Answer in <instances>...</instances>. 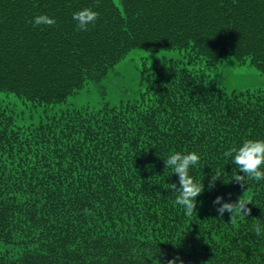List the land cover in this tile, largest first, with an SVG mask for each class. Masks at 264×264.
<instances>
[{
    "label": "trees",
    "instance_id": "16d2710c",
    "mask_svg": "<svg viewBox=\"0 0 264 264\" xmlns=\"http://www.w3.org/2000/svg\"><path fill=\"white\" fill-rule=\"evenodd\" d=\"M84 8L99 14L87 31L72 18ZM135 48L180 51L190 67L154 61L133 99L27 128L0 108V264H264V180L242 188L226 156L264 139V87L228 91L209 73L232 58L264 74V0H0V91L34 106L66 101ZM192 151L204 191L186 215L164 160ZM243 194L251 213L235 222L198 211Z\"/></svg>",
    "mask_w": 264,
    "mask_h": 264
},
{
    "label": "rangeland",
    "instance_id": "374dc122",
    "mask_svg": "<svg viewBox=\"0 0 264 264\" xmlns=\"http://www.w3.org/2000/svg\"><path fill=\"white\" fill-rule=\"evenodd\" d=\"M178 59L186 62L190 67L186 57L179 51L161 50L156 53L145 51L143 49H132L123 59H121L108 75L97 82L86 84L76 94L69 96L66 101L46 106H34L32 103L15 96L11 92L0 91V108L4 107L14 114L16 126L22 128L37 124L47 115L61 109L74 107H88L96 109L104 103L110 105L125 102L139 95L144 90V84L141 83V70L143 66L151 65L156 62H165L164 60ZM209 73L216 81L231 90H250L255 91L264 87V74L257 68L248 64H238L232 58L224 59L214 68L209 69ZM230 202H233L231 199ZM225 203L221 201L220 205L213 202H203L199 205L198 211H209L217 213L218 208Z\"/></svg>",
    "mask_w": 264,
    "mask_h": 264
},
{
    "label": "clouds",
    "instance_id": "9594fccd",
    "mask_svg": "<svg viewBox=\"0 0 264 264\" xmlns=\"http://www.w3.org/2000/svg\"><path fill=\"white\" fill-rule=\"evenodd\" d=\"M98 13L92 8H84L73 13V20L77 22V30L87 31L89 24H94L98 18ZM56 21L49 18L47 15H38L35 17L34 25H54ZM226 156L231 157L239 172L234 174L233 179L243 188L247 185L248 180L260 181L264 180V139H248L243 142L239 148H232L226 153ZM200 160L197 152L192 151L187 154L176 152L170 154L164 160L165 168H172L173 173L179 176V188L176 184H170L169 187L175 194V203L185 209L186 215H191L195 212L197 197L204 191L202 182L195 181L189 175V169L195 166ZM238 173H243L240 175ZM219 178L213 174L212 182ZM214 186L209 184V189ZM223 197H216L214 204L220 205ZM251 202L245 199L244 194L235 202H225L218 208V216L222 219L225 211L230 213V222H235L237 216L247 217L251 213V209L247 207ZM257 234L260 233L259 226H256ZM158 264L161 262L158 260ZM167 264H184L179 256L167 261Z\"/></svg>",
    "mask_w": 264,
    "mask_h": 264
}]
</instances>
